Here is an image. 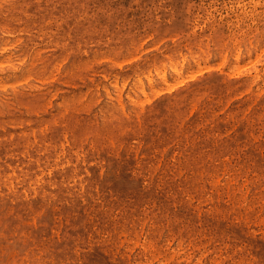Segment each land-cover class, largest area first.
Wrapping results in <instances>:
<instances>
[{
  "label": "rangeland",
  "instance_id": "374dc122",
  "mask_svg": "<svg viewBox=\"0 0 264 264\" xmlns=\"http://www.w3.org/2000/svg\"><path fill=\"white\" fill-rule=\"evenodd\" d=\"M0 264H264V0H0Z\"/></svg>",
  "mask_w": 264,
  "mask_h": 264
}]
</instances>
